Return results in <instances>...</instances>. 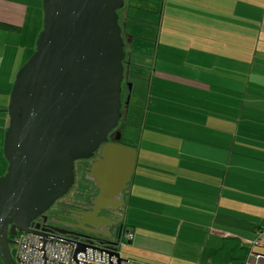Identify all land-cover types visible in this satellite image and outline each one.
<instances>
[{
	"label": "crops",
	"instance_id": "crops-1",
	"mask_svg": "<svg viewBox=\"0 0 264 264\" xmlns=\"http://www.w3.org/2000/svg\"><path fill=\"white\" fill-rule=\"evenodd\" d=\"M42 2L0 0L1 111L43 29ZM155 7L150 54L132 53L141 33L124 36V73L133 69L136 92L121 136L130 139L133 127L141 133L138 145H123L135 153L134 169L122 201L111 204L131 215L121 225L131 242L145 229L169 248L197 252V264H222L212 255L229 238L237 243L229 248L248 251L264 230V0ZM8 124L0 112V158ZM256 252L264 256V246Z\"/></svg>",
	"mask_w": 264,
	"mask_h": 264
},
{
	"label": "water",
	"instance_id": "water-1",
	"mask_svg": "<svg viewBox=\"0 0 264 264\" xmlns=\"http://www.w3.org/2000/svg\"><path fill=\"white\" fill-rule=\"evenodd\" d=\"M124 1L42 2L43 29L35 51L15 76L7 109L0 111L9 118L3 145L8 167L0 177L2 264H15L9 238L17 231L71 235L50 226L32 229L30 224L67 194L76 162L99 152L90 173L101 200L112 201L126 189L135 153L117 144L118 133L111 142L124 81L117 13ZM75 236L79 251L115 246L90 235Z\"/></svg>",
	"mask_w": 264,
	"mask_h": 264
},
{
	"label": "rangeland",
	"instance_id": "rangeland-1",
	"mask_svg": "<svg viewBox=\"0 0 264 264\" xmlns=\"http://www.w3.org/2000/svg\"><path fill=\"white\" fill-rule=\"evenodd\" d=\"M132 1V3H130ZM135 0H125L123 8L118 10V16H119V25L124 26L122 27V37L124 36H131L135 33V35H139L141 33V36H133L135 41L134 44H132V53H147L150 54L152 50L151 45V39L153 37L154 33V25L158 20V13L156 12L155 7V0H137V2H134ZM130 6V10H129ZM124 10V15H123ZM138 30V31H137ZM124 40V51L127 53L128 50L131 48V43H129L126 46V40L125 37ZM37 41V38H36ZM35 41V44H36ZM143 47V48H142ZM36 48V46H35ZM145 49V50H144ZM35 51V50H34ZM124 52V53H125ZM34 53V52H33ZM32 53V54H33ZM32 54L29 56V58L32 56ZM29 58L26 60V62L29 60ZM25 62V63H26ZM24 63V64H25ZM18 69V71L23 67V65ZM17 74V73H16ZM128 74V73H127ZM125 75L124 73V81L121 86V93H120V100H121V107H120V118L116 127V130L119 134V141L118 145H129L134 146L138 145L139 139H140V128L137 130H133L130 133V139L125 138V135L122 138V127L125 123L124 121V115L126 113V108L129 111L130 108L132 110V107L134 106L135 102V92L136 88L134 90L133 82L134 79L133 76V69L129 72L128 75ZM130 87V88H129ZM127 103V104H126ZM1 111V110H0ZM4 111V110H3ZM138 121V119H136ZM137 124V123H136ZM127 125V124H126ZM138 125V124H137ZM128 129V127H125V130ZM8 164L2 156L0 158V177L4 176L7 172ZM93 181L92 178L87 179L86 182H82L81 178L79 176H76L75 182L73 186L69 189L67 194L61 198V200L58 201L57 204H65L71 207L72 209H78L85 206V194L87 188H89V191H91V195H94L93 190ZM122 195H119L117 200L122 201ZM125 198V197H124ZM56 204V205H57ZM53 208L49 213H47L49 216L51 215ZM131 212V210H130ZM108 217L112 219V222H116V225L113 226L114 223H111L109 225V228L105 231V237L109 239L113 244H116V251L117 254L120 255L122 259H141L149 262H153L156 264H197V260L195 261L196 253L194 252H188L187 248H169L165 243H161V238L156 237H149L145 236V229L143 232H137L136 231V238L133 242L129 243L127 241L117 243V233L121 225H124V218L128 217V219L131 218V215L127 214V211L124 213V210L122 208H117L116 212H108ZM142 224L144 228H147V225L144 223H139V225ZM10 252L13 253L15 246L10 243L9 245ZM0 264L1 261H0ZM233 264H240V263H233Z\"/></svg>",
	"mask_w": 264,
	"mask_h": 264
},
{
	"label": "built area",
	"instance_id": "built-area-1",
	"mask_svg": "<svg viewBox=\"0 0 264 264\" xmlns=\"http://www.w3.org/2000/svg\"><path fill=\"white\" fill-rule=\"evenodd\" d=\"M34 229V228H32ZM117 243L131 242L132 234L120 227ZM15 264H144L134 260L122 259L112 247L95 245L79 251V244L48 232L18 233L13 239ZM264 246V230L255 233V239L248 248L243 264H260L264 256L256 249Z\"/></svg>",
	"mask_w": 264,
	"mask_h": 264
},
{
	"label": "flooded vegetation",
	"instance_id": "flooded-vegetation-1",
	"mask_svg": "<svg viewBox=\"0 0 264 264\" xmlns=\"http://www.w3.org/2000/svg\"><path fill=\"white\" fill-rule=\"evenodd\" d=\"M117 133L118 132L115 129L111 137V142H115ZM98 160L99 152L95 153L93 158L88 161H78L74 164L73 184L76 176H79L82 182L87 183L88 178H92L93 181L92 184L95 194L91 195V191L87 188V194H85L84 198L85 206L83 209H72L68 205L57 204L58 201L61 200L59 199L44 214L40 215L33 222H31L30 228H34L35 226H50L52 228L71 233V235L62 236L69 240H76L77 238L75 235H90L93 238L106 240L104 239L105 231L109 228L111 223H114L106 214H108L109 211L116 212L117 208H115L116 204H111L109 199L101 200L99 198L98 185H96L97 183L94 181L93 175L90 173L91 165ZM52 208L53 213L49 216L47 213H49ZM114 225H116V222L113 226ZM89 232H93L94 234H90ZM48 233L53 234V236H61L54 232ZM9 239L12 241L13 237H10Z\"/></svg>",
	"mask_w": 264,
	"mask_h": 264
},
{
	"label": "trees",
	"instance_id": "trees-1",
	"mask_svg": "<svg viewBox=\"0 0 264 264\" xmlns=\"http://www.w3.org/2000/svg\"><path fill=\"white\" fill-rule=\"evenodd\" d=\"M232 244H237L234 238H229L225 242L224 247L217 253L212 255V262L218 263L219 259L223 260L222 264H226L233 259H238L246 255L247 248H229ZM13 256V253H11Z\"/></svg>",
	"mask_w": 264,
	"mask_h": 264
},
{
	"label": "bare ground",
	"instance_id": "bare-ground-1",
	"mask_svg": "<svg viewBox=\"0 0 264 264\" xmlns=\"http://www.w3.org/2000/svg\"><path fill=\"white\" fill-rule=\"evenodd\" d=\"M18 233H22V232H18V231H17L16 235H17ZM16 235L13 237V239L16 237ZM13 239H12V241H11L12 244H13ZM104 239H106V240H104L105 242H111V241H110L109 239H107L106 237H105ZM101 240H102V239H101ZM96 244H98V243H96Z\"/></svg>",
	"mask_w": 264,
	"mask_h": 264
}]
</instances>
